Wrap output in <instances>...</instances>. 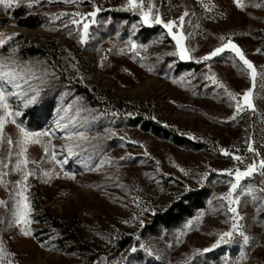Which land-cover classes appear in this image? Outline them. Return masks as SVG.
I'll use <instances>...</instances> for the list:
<instances>
[{"label": "rangeland", "instance_id": "rangeland-1", "mask_svg": "<svg viewBox=\"0 0 264 264\" xmlns=\"http://www.w3.org/2000/svg\"><path fill=\"white\" fill-rule=\"evenodd\" d=\"M149 2L155 6L153 15L158 11L164 23L177 21L173 32L184 35L190 59L179 58L176 42L163 24L144 25L139 12L133 11H129L132 18L135 14L137 17L130 22L113 19L109 12L126 11V0H76L71 4L42 0L32 8L23 5L47 16L45 25L34 28L18 23L11 13L17 6L0 5L6 20L24 28L15 34H23L29 43L46 48L49 54L56 45L63 63L53 64L56 60L50 58V64L4 49L5 43L16 36L13 34L0 45V62H6L9 68L17 67L13 61L19 65L27 62L36 77L43 78L44 69L50 74L43 84L40 79H32L26 85L29 73L25 72L15 81L20 88L3 85L6 93H17L8 96L10 111L21 112L15 117L17 123L50 135L40 137L41 144L29 143V162L12 171L22 159L18 155L21 148L15 143L21 133L11 122L13 118H6L0 141V171L9 174L0 184V201L5 202L0 204V264H264V246L255 249L259 228L264 227V193L252 182L253 176L242 179L233 193L239 196V213L244 217L243 230L250 237L249 243L234 234L230 242L207 253L202 251L211 248L233 222L227 210L229 201L220 198L235 178L223 170H244L253 160L264 159V0H241L243 7H237L234 0H145L146 10ZM96 7L101 11L89 17L87 14ZM185 12L189 15L180 27L179 17ZM60 13L80 15L56 19ZM74 19L81 23H70ZM93 19L95 24L91 23ZM83 23L90 27L87 42L81 44ZM142 27L155 30V34L148 39L139 36ZM229 38L258 73L253 88L256 111L247 110L235 119L231 117L236 101L227 92L242 95L251 86L248 70L230 49L202 60ZM132 42L137 44L135 50H131ZM177 62L192 65L176 70ZM213 76L216 83L210 78ZM75 83L85 85L95 103L78 94L72 87ZM29 85L42 91L37 103L25 106V96L19 93H28ZM48 99H53L55 106L50 118H44L39 128L28 126L23 112L30 107L43 109ZM114 99L131 102L132 110L117 111L112 106ZM136 112L175 127L200 142L201 148L180 146L133 125L130 116ZM9 138L13 141L11 155ZM249 142L259 156L248 151ZM221 149L230 155H223ZM53 152L55 158L50 155ZM232 155L242 156L243 163ZM5 163L9 168H3ZM26 171L34 174L24 181ZM23 185L31 206L32 223L28 225L16 224L12 215ZM202 186L210 188L211 194L194 216L171 230L144 233L150 213L184 191ZM45 210L76 230L89 249L67 250L46 219ZM22 227L30 229L31 235H23ZM123 238L132 241L124 245L120 242ZM133 247L136 252H131Z\"/></svg>", "mask_w": 264, "mask_h": 264}, {"label": "snow or ice", "instance_id": "snow-or-ice-1", "mask_svg": "<svg viewBox=\"0 0 264 264\" xmlns=\"http://www.w3.org/2000/svg\"><path fill=\"white\" fill-rule=\"evenodd\" d=\"M50 2V0H49ZM64 3H75L76 0H63ZM42 3V0H0V5H4L6 7H12V6H21L26 5L28 8H32L33 5H39ZM234 3H236L237 7H243V3L241 0H234ZM255 7H259L260 4H255ZM154 5L150 2L147 5V10L145 9V0H126V5L123 10L126 11H133V12H139L140 20L144 25L151 26L153 23L156 25L163 24V27L167 30V35L171 36L172 39L176 42V48L178 50L179 58L181 60H187L190 59L188 55V49L184 47L183 41L185 39L184 35L181 32H173V27L177 25V21L169 20L167 23H164L161 19V16L158 11H156L155 15H153L154 11ZM203 7L206 10H210L208 4H204ZM101 11L99 7H96L95 10L91 13H88L87 15L89 17H95L97 13ZM67 15H80L79 13L69 14V13H60L55 18L60 19L61 16H67ZM189 13L185 12L179 17V25L180 27L183 26L185 17L188 16ZM70 23L72 24H80L81 20H71ZM92 24H95V19L91 20ZM67 27V25H65ZM90 24L89 23H83V30L80 34V43L84 44L86 43V37L88 36V30H89ZM136 25H133V28H135ZM17 35V34H13ZM8 39H11V36L7 37ZM221 40H224V37H221ZM0 42H2V38H0ZM146 47V46H141ZM137 48V44L135 42L131 43V50H135ZM226 49H230L235 55L239 58L240 61H242L245 68L248 70V75L251 79V86L243 92V94H237L232 92H227V95L233 100L236 101L235 104V115L231 117V119H235L236 115H239L240 113H243L247 110H252L253 112L256 111V106L253 103V88L256 85L257 80V69L253 65V63L248 60L240 47L232 42L231 38L228 39L226 43H224L222 46L215 48L212 52L202 57V60L208 61L213 57H216L223 53ZM123 51V50H122ZM257 52H261V49H257ZM138 55V53H137ZM13 64H16L17 67L15 68H9L6 62H0V108L4 109V115L0 116V141L3 140V130L4 125L6 123L7 117H12V123L16 124V126L19 128V131L21 133L20 140L16 141V145L21 148L20 153L18 154L22 159L17 160L15 166L12 168V171L19 170L21 165L26 166L28 161L27 158V145L29 143L34 144H41L40 137L42 136H49L50 133L48 131L43 132H34L27 130L26 128L22 127L20 124L17 123L15 120V117L21 116V112H12L10 111V106L8 103V96H16L17 93L8 92L6 93V90L4 88V83L11 84L14 88H20V84L15 83L17 77L24 76L25 72H28L27 79L24 80V83L26 85L29 84V81L32 79H40L41 84L45 83L47 80V77L50 75L48 73L47 69H44L43 72V78L36 77L34 73L31 72V69L29 68L27 62L23 65L17 64V62L13 61ZM7 68V71L4 69ZM17 68L20 70L17 71ZM153 69L149 68V71H152ZM127 71V70H125ZM262 78H264V73H261ZM214 83H216L215 77H210ZM219 87L224 88L225 86L223 84H220ZM41 89L40 88H34L31 85H29L28 93H19L20 95L25 96V106H29L32 104H35L39 101L41 96ZM239 96V99H238ZM62 111H67V109H61ZM7 143L9 145V155L12 154V145L13 141L11 138L7 140ZM223 155L228 156L230 155L228 150L221 149L220 150ZM248 151L250 153H253L255 156H259L260 153L256 151V149L253 147L252 142H249L248 144ZM44 152L46 155H49V149L47 146H44ZM52 158H55V153H50ZM232 159L235 161H238L240 163H243V157L239 155H232ZM3 168L7 169L9 168V165L5 163L3 165ZM261 170V175H264V159H260L258 162L253 160L251 163L247 164L244 170H241L239 168L236 169H225L224 172H227L229 175H234V182L231 183L229 191L225 193L220 199L229 201V204L227 206L228 212L232 214V224L231 229L229 231H225L222 234L219 235V238L216 240V242L211 246V248H205L203 249V253H207L211 251L212 249L218 247L221 244H225L230 242V240L233 238L234 234L238 235L243 238V241L245 244H248L250 241V237L247 236L244 232V225L242 221L244 220V217H242L239 213V196H233V193H235L240 186V182L244 178H248L253 176L257 170ZM183 171V169H181ZM9 173L7 171H0V184L4 183V177H6ZM34 173L26 171L23 175V180L26 181L28 179L29 175H33ZM44 175H48V173H45ZM67 175V173H66ZM19 184V182H17ZM26 189V185L22 186V189L17 195L20 196V200L17 201V204L15 205V211L12 213L13 216L16 217L15 223L18 225H28L32 223V221L29 218V213L31 210L30 203L28 202L27 196L24 195V190ZM262 193H264V188L260 189ZM4 201H0V204H4ZM236 205V206H232ZM223 207V206H222ZM199 219V218H197ZM21 233L25 236L31 235V230L28 228H21ZM0 244H2V241H0ZM143 247V245L141 246ZM3 249L0 248V252H2ZM137 248L133 247L131 249V252H136Z\"/></svg>", "mask_w": 264, "mask_h": 264}, {"label": "trees", "instance_id": "trees-1", "mask_svg": "<svg viewBox=\"0 0 264 264\" xmlns=\"http://www.w3.org/2000/svg\"><path fill=\"white\" fill-rule=\"evenodd\" d=\"M11 13L17 18L20 25L34 28L37 26L45 25L47 21V16L41 12H31L27 7L21 5L11 9ZM111 17L119 21L130 22L135 19L137 15H132L129 11H111L109 12ZM155 30H150V28L142 27L138 30V34L145 39L152 37ZM52 53L49 54L46 48L39 45L29 43L27 38L23 34L16 35L13 39L6 42L4 49L14 50L16 54L27 57V58H40L48 61L52 64L53 58L56 62L53 64H63L59 58V48L56 45L52 46ZM50 56V57H49ZM191 63L177 62L175 63L176 70H182L185 66L186 68L191 67ZM58 75L63 77L61 72ZM74 90L84 96L88 101L95 103L94 96L89 92L85 85L75 83L73 85ZM53 99H48L45 107L41 110L37 107H30L23 112V119L28 126L33 128H39L43 124L42 120L44 118H50L51 111L55 108ZM98 103V100H97ZM112 106L119 112H129L131 108V102H124L122 99H114ZM134 105H138L135 103ZM135 112V111H134ZM133 125H139L143 130L150 131L159 137L169 139L176 144L187 147L198 149L201 148L202 144L196 142L190 137L178 132L173 126L166 125L158 120L151 118L146 114H141L136 112L133 116H130ZM211 190L206 186L199 188H192L181 193L175 200L167 204L166 206L157 209L154 213H150V221L146 224L144 233L149 234H159L163 230H171L173 228L179 227L185 220L191 218L195 215V212L206 205V200L210 196ZM46 219L49 223L57 230L59 234V239L62 244L66 246L67 250H88L89 247L81 240L76 230L71 228L66 222H64L57 215H54L45 210L44 212ZM131 239L123 238L120 242L124 245L131 243ZM93 258L95 255L92 254Z\"/></svg>", "mask_w": 264, "mask_h": 264}, {"label": "bare ground", "instance_id": "bare-ground-1", "mask_svg": "<svg viewBox=\"0 0 264 264\" xmlns=\"http://www.w3.org/2000/svg\"><path fill=\"white\" fill-rule=\"evenodd\" d=\"M1 24L3 25L0 27V38H2L0 45L4 44L8 40L7 37L11 36L15 32L24 30V28L12 23L11 20H6V17L0 12V25Z\"/></svg>", "mask_w": 264, "mask_h": 264}, {"label": "built area", "instance_id": "built-area-1", "mask_svg": "<svg viewBox=\"0 0 264 264\" xmlns=\"http://www.w3.org/2000/svg\"><path fill=\"white\" fill-rule=\"evenodd\" d=\"M255 29L256 28H254V30L252 31L255 32ZM252 182L256 184V186L259 189L264 188V175H261L260 171L258 173H255L252 177ZM259 230H260V238L256 244L255 249H260L262 246H264V227H260Z\"/></svg>", "mask_w": 264, "mask_h": 264}]
</instances>
